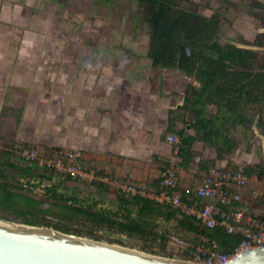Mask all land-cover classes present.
Listing matches in <instances>:
<instances>
[{"label": "crops", "instance_id": "crops-1", "mask_svg": "<svg viewBox=\"0 0 264 264\" xmlns=\"http://www.w3.org/2000/svg\"><path fill=\"white\" fill-rule=\"evenodd\" d=\"M54 2L0 0V144L33 149L43 158L57 149L78 152L82 166L112 182L86 184L99 206L116 210L122 193L114 183L126 180L159 192L172 152L165 137L175 133L171 121L183 112L184 75L153 67L147 49L133 38L125 41L123 32L108 39L105 28L76 32L65 24L68 7ZM180 163L174 193L194 202L209 165L191 179L190 161ZM263 179L250 176L234 205L261 219ZM193 238L207 250H222L219 242Z\"/></svg>", "mask_w": 264, "mask_h": 264}, {"label": "trees", "instance_id": "trees-1", "mask_svg": "<svg viewBox=\"0 0 264 264\" xmlns=\"http://www.w3.org/2000/svg\"><path fill=\"white\" fill-rule=\"evenodd\" d=\"M131 1L144 10L149 36L147 57L152 66L173 69L190 79L182 110L193 117L189 124L192 133L178 134L182 161L192 157L191 149L198 137L216 153L209 166H226L216 162L229 165L228 157L237 148L234 132L245 135L258 131L261 159L257 165L243 169L249 176L264 177V30L250 42H223L215 16L185 9L178 0ZM254 16L264 26V17ZM210 107L214 113L209 112ZM170 128L174 130L172 121ZM18 152L0 149V220L131 248L134 246L126 241L142 239L139 250L182 260H189V256L179 252L170 235L194 246L198 244L193 237L202 235L208 241L219 242V251H232L240 242L220 227H201L181 209L140 196L128 199L121 195L116 210L99 206L100 200L89 196L88 186L82 195L78 184L68 185L77 181L60 175L53 178L52 171L30 164L18 157ZM205 166L202 163V168Z\"/></svg>", "mask_w": 264, "mask_h": 264}, {"label": "built area", "instance_id": "built-area-1", "mask_svg": "<svg viewBox=\"0 0 264 264\" xmlns=\"http://www.w3.org/2000/svg\"><path fill=\"white\" fill-rule=\"evenodd\" d=\"M184 78H186L184 76ZM192 82V81H191ZM192 84L198 85L196 81ZM187 134L184 133V136ZM165 141L172 147L167 167L160 177V191L147 192L137 188L130 180L119 184L125 198L135 196L148 198L159 204L181 209L185 215L194 218L202 227L213 229L220 227L226 234L235 235L240 239L232 251L207 250L200 245H189L177 235H170L172 243L179 247L180 253H187L189 260L196 264H227L244 251L264 248V219L251 214L246 208L234 206L241 201V194L246 189L250 177L244 169L227 166H209L202 174L200 159L189 172L190 178L202 174V182L195 189L194 202L183 201L174 193L179 185L180 172L176 169L179 162L180 138L177 133H170ZM19 157L30 164H35L53 172V178L58 175L85 184L103 182L112 184L105 176L99 175L94 169L84 167L79 163V153L69 149H57L46 157H40L33 149H21ZM264 183V179H263ZM252 196L261 195L256 191Z\"/></svg>", "mask_w": 264, "mask_h": 264}, {"label": "rangeland", "instance_id": "rangeland-1", "mask_svg": "<svg viewBox=\"0 0 264 264\" xmlns=\"http://www.w3.org/2000/svg\"><path fill=\"white\" fill-rule=\"evenodd\" d=\"M54 3L59 4V6L63 8L68 7V11L65 8V12L63 13L66 15L67 12H69L71 16L67 14V17L70 20L65 19L67 21L65 24H68L69 27L74 29L76 32L82 30L95 31V29L100 30L101 28H105L106 31L101 30V33L104 32L105 34L106 32L107 35L103 34L106 39H108L110 33L118 34L119 36V32H123L126 35L124 37L125 41H127V39L130 40V38H133V40L142 50L148 49L149 36L148 27L145 24L144 10L134 1L55 0ZM178 3L181 7L188 10H193L194 12L197 11V13L202 15L215 16L220 22L219 36L223 42H238L240 39L250 42L254 39L257 33L264 30L262 22L254 16L258 14L264 17V0H178ZM256 3H259V6H257ZM97 18H99V20L102 22H96L94 19ZM87 20L89 23H87ZM91 20L92 24L90 23ZM87 33L88 35H86L88 40H93L94 38L89 36V31ZM110 38L113 41L115 37ZM184 81L188 84L190 79L184 78ZM208 110L211 113L215 112L213 107L208 108ZM173 119L174 130L172 131L180 135L181 133H185L187 135L192 133L189 126V124L193 122V117L191 114L179 112L178 117ZM231 128H234V125H232ZM233 136L236 138L237 148L235 152L228 157L229 165L226 162L223 164L219 163V165L226 164L228 167H240L242 169H248L250 168V165H257L261 159L259 153L261 146L259 132L249 131L243 135L241 131H235ZM195 139V143L193 144L194 149L192 150L191 155L192 157H190L191 159L186 160V158L183 156L185 160L182 161L181 157H179L180 160L177 163V165H179L180 162L190 161V171H192V169L198 165L195 162L196 159H200L199 166H202V163H204V165H208L209 162L215 161L216 158V153L213 147L205 144L198 137ZM0 149H5V146L0 144ZM17 155L19 157L18 153ZM76 184H78L79 188L83 190L82 195H84L87 190V185H82L80 183ZM68 185L74 186L70 183H68ZM104 238H106V236H104ZM98 242L107 243L105 240ZM126 242L129 246L132 245L134 247H121L141 251L139 250L138 246H141L144 241L142 239H132ZM154 249L156 251V247H154ZM171 259L182 260L180 258Z\"/></svg>", "mask_w": 264, "mask_h": 264}, {"label": "water", "instance_id": "water-1", "mask_svg": "<svg viewBox=\"0 0 264 264\" xmlns=\"http://www.w3.org/2000/svg\"><path fill=\"white\" fill-rule=\"evenodd\" d=\"M186 262L192 263L68 235L47 227H33L0 220V264H183ZM227 264H264V248L244 251Z\"/></svg>", "mask_w": 264, "mask_h": 264}, {"label": "bare ground", "instance_id": "bare-ground-1", "mask_svg": "<svg viewBox=\"0 0 264 264\" xmlns=\"http://www.w3.org/2000/svg\"><path fill=\"white\" fill-rule=\"evenodd\" d=\"M1 222H7L8 223V221H3V220H1ZM177 262H179V261H177ZM180 263V262H179ZM183 264H192V263H183Z\"/></svg>", "mask_w": 264, "mask_h": 264}, {"label": "clouds", "instance_id": "clouds-1", "mask_svg": "<svg viewBox=\"0 0 264 264\" xmlns=\"http://www.w3.org/2000/svg\"><path fill=\"white\" fill-rule=\"evenodd\" d=\"M202 167V166H201ZM228 167V166H227ZM233 168V167H232ZM249 176V175H248ZM250 177V176H249ZM185 261H188V260H185ZM188 262H190V261H188Z\"/></svg>", "mask_w": 264, "mask_h": 264}]
</instances>
